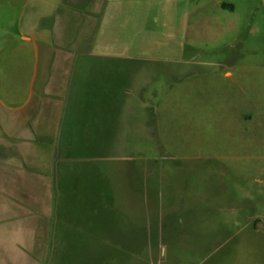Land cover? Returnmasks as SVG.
Here are the masks:
<instances>
[{
  "label": "rangeland",
  "instance_id": "rangeland-1",
  "mask_svg": "<svg viewBox=\"0 0 264 264\" xmlns=\"http://www.w3.org/2000/svg\"><path fill=\"white\" fill-rule=\"evenodd\" d=\"M31 1L0 0V112L49 99L32 86L35 66L68 49L67 122L115 113L122 128L62 136L75 165L68 247L21 254L30 264H264V0H107L90 35L27 42L19 24ZM58 5L43 19L57 33ZM96 166L102 196L90 200Z\"/></svg>",
  "mask_w": 264,
  "mask_h": 264
},
{
  "label": "crops",
  "instance_id": "crops-1",
  "mask_svg": "<svg viewBox=\"0 0 264 264\" xmlns=\"http://www.w3.org/2000/svg\"><path fill=\"white\" fill-rule=\"evenodd\" d=\"M106 2L32 0L33 12L28 18H25L26 4L23 6L19 24L22 40L32 41L28 35L55 33L90 35V24L96 22ZM59 3H63L64 10L58 22L63 25L57 33L46 26L43 19H47V15H51ZM72 54L71 50H60V61L52 64V55L49 53V62L41 69L35 66V72L40 70L41 75L38 77L35 74L32 86L36 83L37 87L49 88V99H34L30 95L24 104L27 111L16 114L0 112V216L12 218L14 224L10 222L0 226V264L33 263L30 256L19 251V248L27 245L34 250L68 247L69 217L75 194V165L72 146L67 142L62 143V136L72 134L74 129H88L94 135L103 136L119 125V129L122 128V120L115 113L101 112L92 117H78L77 123L67 122V108H63L58 99L61 97L60 89L72 86L73 76L70 73L76 71L71 64ZM77 82L76 85H79ZM0 104L6 106L2 101ZM97 155L95 157H101L100 152ZM99 175L102 172L97 168L89 177V185L84 189L87 199L101 198ZM21 232L33 233L30 243L14 236V233Z\"/></svg>",
  "mask_w": 264,
  "mask_h": 264
}]
</instances>
